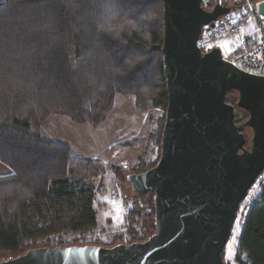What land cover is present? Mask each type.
<instances>
[{
	"label": "trees",
	"instance_id": "obj_1",
	"mask_svg": "<svg viewBox=\"0 0 264 264\" xmlns=\"http://www.w3.org/2000/svg\"><path fill=\"white\" fill-rule=\"evenodd\" d=\"M162 40L163 0H123L121 18L109 35L93 30L80 0L0 3V161L12 170L0 176V257L67 245L64 234L84 235L97 228L94 186L71 178L70 148L43 139L40 125L52 112L99 125L117 94L134 96L143 113L156 107L165 111ZM136 54L140 62L131 67L126 60ZM236 100L230 91L226 101L240 123L247 112ZM156 120L155 158L148 166L140 164L137 172L159 158L164 113ZM244 133L248 140L250 130ZM113 169L117 180L125 181L126 173L119 166ZM126 204L122 230L113 241L91 244L143 241L155 231L152 192L134 193ZM235 260L264 264V184L244 216Z\"/></svg>",
	"mask_w": 264,
	"mask_h": 264
},
{
	"label": "water",
	"instance_id": "obj_2",
	"mask_svg": "<svg viewBox=\"0 0 264 264\" xmlns=\"http://www.w3.org/2000/svg\"><path fill=\"white\" fill-rule=\"evenodd\" d=\"M201 2L163 0L168 96L159 158L125 174L132 192L153 193L155 231L111 246L35 247L0 264H224L239 204L264 171V75L239 68L218 47L200 50L202 26L232 8L208 10ZM258 13L264 15V0ZM230 91L247 112L240 123L226 101Z\"/></svg>",
	"mask_w": 264,
	"mask_h": 264
},
{
	"label": "rangeland",
	"instance_id": "obj_3",
	"mask_svg": "<svg viewBox=\"0 0 264 264\" xmlns=\"http://www.w3.org/2000/svg\"><path fill=\"white\" fill-rule=\"evenodd\" d=\"M248 35L249 32L241 31L235 38L246 47ZM255 37L256 40L264 38L259 31L255 32ZM163 113L165 111L158 107L148 113L138 111L134 96L117 94L111 111L99 125L76 122L64 114L54 112L49 113L41 123L39 134L43 139L57 141L70 148L71 178L91 183L95 189L94 207L99 224L94 231L84 235L64 234L63 239L67 245H75L77 242L91 244L96 240L110 243L113 235L122 230L123 225L118 226L122 221L124 224L127 212L124 203L134 192L126 181L117 180L113 166H119L124 173L137 172L143 162L148 166L147 161L155 158L152 148L157 129L156 119ZM263 184L264 171L240 204L231 236L223 251L224 264H238L235 260L237 237L245 213L259 196ZM110 224L113 229L119 230L108 233L107 230H111L107 229ZM16 255H3L0 259Z\"/></svg>",
	"mask_w": 264,
	"mask_h": 264
},
{
	"label": "built area",
	"instance_id": "obj_4",
	"mask_svg": "<svg viewBox=\"0 0 264 264\" xmlns=\"http://www.w3.org/2000/svg\"><path fill=\"white\" fill-rule=\"evenodd\" d=\"M261 1L263 0H202V6L208 10L217 3L232 8L214 20L213 24L202 26L197 42L200 50L208 52L213 47H218L223 57L231 60L239 68L264 75V38L256 40L255 37L256 31L264 37V15L258 13V4ZM241 31L249 32L246 47L241 40L235 38ZM124 206L127 210L128 205L124 203Z\"/></svg>",
	"mask_w": 264,
	"mask_h": 264
},
{
	"label": "clouds",
	"instance_id": "obj_5",
	"mask_svg": "<svg viewBox=\"0 0 264 264\" xmlns=\"http://www.w3.org/2000/svg\"><path fill=\"white\" fill-rule=\"evenodd\" d=\"M122 3L123 0H80V11L91 15L92 28L95 32L109 35L111 34V25L121 18ZM51 11L57 12L55 6ZM139 62V54L126 60V63H130L131 67H135Z\"/></svg>",
	"mask_w": 264,
	"mask_h": 264
},
{
	"label": "crops",
	"instance_id": "obj_6",
	"mask_svg": "<svg viewBox=\"0 0 264 264\" xmlns=\"http://www.w3.org/2000/svg\"><path fill=\"white\" fill-rule=\"evenodd\" d=\"M4 0H0V3L1 2H3ZM12 173V170H11V168L9 167V166H7L6 164H4V163H2L1 161H0V176H4V175H9V174H11ZM114 202V201H113ZM115 203V202H114ZM122 220H123V218H122ZM99 224V221H98V219H97V225ZM112 224V223H111ZM110 224V226L107 228V229H111V230H107V231H109L108 233H112V232H117L119 229L117 228V230L116 229H113L112 228V225ZM123 225V221H122V223L118 226V227H121Z\"/></svg>",
	"mask_w": 264,
	"mask_h": 264
},
{
	"label": "bare ground",
	"instance_id": "obj_7",
	"mask_svg": "<svg viewBox=\"0 0 264 264\" xmlns=\"http://www.w3.org/2000/svg\"><path fill=\"white\" fill-rule=\"evenodd\" d=\"M199 39H200V37H199ZM199 39H198V40H199ZM234 223H235V222H234Z\"/></svg>",
	"mask_w": 264,
	"mask_h": 264
}]
</instances>
